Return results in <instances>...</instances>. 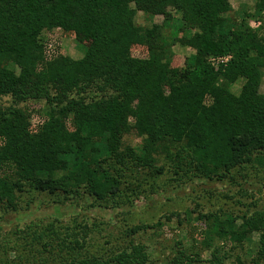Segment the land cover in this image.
<instances>
[{
  "label": "trees",
  "instance_id": "obj_1",
  "mask_svg": "<svg viewBox=\"0 0 264 264\" xmlns=\"http://www.w3.org/2000/svg\"><path fill=\"white\" fill-rule=\"evenodd\" d=\"M254 2L233 17L230 0H0V208L20 211L27 193V206L46 195L121 208L139 198L135 182L155 192L151 177L238 184L264 172V0ZM140 12L163 16L162 26L138 25ZM55 30L81 43V59L59 50L49 59ZM173 45L192 50L182 66ZM217 57L230 60L212 65ZM243 194L244 211L201 213L197 258L178 251L171 264L201 263V249L212 250L207 264H264V204ZM79 221L12 231L0 264H152L134 239L95 254L97 226Z\"/></svg>",
  "mask_w": 264,
  "mask_h": 264
},
{
  "label": "rangeland",
  "instance_id": "obj_2",
  "mask_svg": "<svg viewBox=\"0 0 264 264\" xmlns=\"http://www.w3.org/2000/svg\"><path fill=\"white\" fill-rule=\"evenodd\" d=\"M230 1L233 7L231 13L233 17L243 7L252 9L255 4L254 0ZM163 21V16L152 17L141 12L136 18L138 25L146 27L162 26ZM252 26L255 27L256 24L253 23ZM165 31L164 35L170 36V30L166 29ZM48 36L49 40L52 41L50 45L55 47V49L51 48L50 54H53L54 50L56 52L59 50L75 60L83 57L81 43L72 36L64 35L59 30L51 32ZM172 51L175 55L173 64L178 66H182L185 58L192 53L191 49H185L179 45H173ZM243 84V81H239L232 87V91L239 94ZM261 93H264V78ZM44 105L42 103L35 106L42 108ZM29 106L34 107L31 104ZM127 143L137 147L141 142L136 136H131L127 139ZM169 177L170 175L166 174L155 181L152 177L150 178L152 179L150 184L157 182L158 186L155 188V192H151L149 185L146 184L137 188L135 182L133 184L135 187L131 188L129 187L130 182L124 183L121 192L126 193V190L129 191L128 189L131 188L135 190L134 193L140 195L139 198L133 195H130L129 198L125 196L126 198L119 201L121 208H113L111 205L97 202L87 196L71 198L70 201L67 200L61 206L56 202L57 198L46 195L27 206V201L31 198L30 194L27 193L23 196L20 211L6 213L0 208V245L6 242V238L13 236L12 231L22 230L26 224H31V222H41L42 225L49 224L53 217L60 216L64 224L71 225L75 219L83 222L85 218L89 226L93 224L97 226L91 235V249L95 254L99 251L104 252L105 249L110 246H117L119 243L127 245L125 240L134 239L136 244L142 243L147 246L152 264H171L178 251H184L189 256L197 258L196 254L191 252L195 243L194 238H200L198 234L201 229H197V227L201 224L197 219L201 213L205 214L220 207L239 212L244 211L245 208L236 204V201L240 200L241 195L245 192H247L248 197L243 198L246 202L244 204L247 205L253 200L258 201L260 206L264 204V172L256 173V175H251L248 178L239 177L238 184L240 186L236 182H230V180L218 182L196 179L193 182L179 184L167 181ZM141 189L145 191L143 195L140 193ZM230 196H234V199L229 198ZM64 198V195L60 196L61 200ZM127 201L130 204H127ZM142 225L156 227L149 228L146 232L136 235L135 238H125L127 231ZM254 238L257 240L256 237ZM177 244L181 245L178 246ZM211 252V249H201V252L198 253V259L201 263L198 264H207ZM241 254H243L242 251ZM13 256L14 253H11L10 257Z\"/></svg>",
  "mask_w": 264,
  "mask_h": 264
},
{
  "label": "built area",
  "instance_id": "obj_3",
  "mask_svg": "<svg viewBox=\"0 0 264 264\" xmlns=\"http://www.w3.org/2000/svg\"><path fill=\"white\" fill-rule=\"evenodd\" d=\"M60 31V30H59ZM50 42L52 43L51 40H49V43L47 44L46 46V49H47V55L49 56V59L56 56L58 54V51L56 52L55 50L53 51V54H50L51 53V48H54V45H50ZM230 58L229 57H217V58H212L211 59V63L212 65H218V64H226L227 62H229Z\"/></svg>",
  "mask_w": 264,
  "mask_h": 264
}]
</instances>
